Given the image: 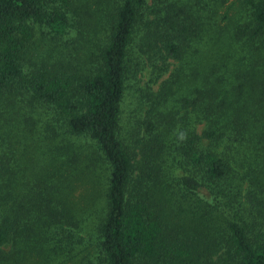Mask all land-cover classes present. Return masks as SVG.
I'll return each mask as SVG.
<instances>
[{
    "label": "trees",
    "instance_id": "trees-1",
    "mask_svg": "<svg viewBox=\"0 0 264 264\" xmlns=\"http://www.w3.org/2000/svg\"><path fill=\"white\" fill-rule=\"evenodd\" d=\"M83 3L0 0V264H264V0Z\"/></svg>",
    "mask_w": 264,
    "mask_h": 264
},
{
    "label": "rangeland",
    "instance_id": "rangeland-1",
    "mask_svg": "<svg viewBox=\"0 0 264 264\" xmlns=\"http://www.w3.org/2000/svg\"><path fill=\"white\" fill-rule=\"evenodd\" d=\"M83 1H84L83 5H84V9H85L84 12H87L89 15H91V19H97V24H98V22H100L101 20H100L99 18H97L96 13L98 12V10H99L100 8H102V6L98 4V1H99V0H83ZM99 3H100V2H99ZM110 9H111V8H110ZM108 11H109V9H107V11H105V12H108ZM92 13H93V14H92ZM81 14H82V16H83V10L81 11ZM103 15H104V19H106V16H105V13H104V12H103ZM98 27L100 28V26H98ZM81 30L84 31V29H81ZM100 30H101V28H100ZM143 74H144V76L141 77V78H142L141 86H144L146 80L148 79L147 76H146V72H144ZM153 88L156 89L157 86H154ZM133 95H134V93H133ZM134 96H135V95H134ZM41 111L44 112V109L42 108ZM10 139H12V138H10ZM16 139H18V138L16 137ZM19 139H20V138H19ZM23 139H24V138H23ZM23 139H21V140H23ZM10 141H13V140H10ZM16 142H20V141H16ZM30 147H32L33 150L36 152V160L39 161V159L42 158L41 154H42V151H43L44 149H42V148H40V147H37V146H35V144H32V143H31ZM41 149H42V150H41ZM92 198H93L94 200H93V201H90V202L94 203V205H95V203L98 202V199H97L96 197H94V196H92ZM88 199H89V197H87V200H88ZM87 200H86V202H87ZM82 202H83V201H80L81 204H82ZM94 207H95V206H94Z\"/></svg>",
    "mask_w": 264,
    "mask_h": 264
}]
</instances>
